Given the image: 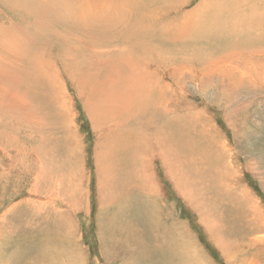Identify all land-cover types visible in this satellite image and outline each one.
Here are the masks:
<instances>
[{
    "label": "rangeland",
    "instance_id": "1",
    "mask_svg": "<svg viewBox=\"0 0 264 264\" xmlns=\"http://www.w3.org/2000/svg\"><path fill=\"white\" fill-rule=\"evenodd\" d=\"M122 1L0 0V264H264V0Z\"/></svg>",
    "mask_w": 264,
    "mask_h": 264
},
{
    "label": "crops",
    "instance_id": "2",
    "mask_svg": "<svg viewBox=\"0 0 264 264\" xmlns=\"http://www.w3.org/2000/svg\"><path fill=\"white\" fill-rule=\"evenodd\" d=\"M102 98H105L106 101H110L112 100L113 97H111V95L109 94V92H107V95L106 97H102ZM99 99V98H98ZM133 100V103L135 105H138L136 103V100L135 99H132ZM92 101V105L97 108H99L102 112V105L103 103L101 102V104L98 106L96 105V102L94 99H91ZM98 101H102V99H99ZM106 116L108 115L107 113L103 112ZM104 116L103 114H100L99 117H102L103 119L106 117ZM98 117V119H99ZM109 140H111V137H107L106 138V144L108 142H110ZM100 147L102 148V150H107L109 147L105 144H100ZM105 147V148H104ZM104 155H106L107 153L106 152H103ZM136 157V155H135ZM145 156H143L141 153H138V157H137V160L135 159V162L132 163L130 161V159L127 160V162H129L130 164V168H134L135 170V179H134V186L132 189H136V194L137 196H134V203H133V209H136V207H140L141 209L143 207H148V204H150L151 208L152 207H155L156 208V203H158V196L160 198H162V186L160 184V181L158 180V177L157 175L154 173V174H148L146 176L145 173H142L141 171L137 172V168L139 167L140 163L143 162ZM122 176V175H121ZM120 176V177H121ZM119 177V178H120ZM118 181L119 179H113L110 181V192L108 194V200H109V204L110 206H113V201L115 198L119 197V193H118V188L120 187V185H118ZM131 191L130 188H128L127 192L129 193ZM79 203H80V199L78 198L77 199V211H78V206H79ZM128 204V201H124L123 204H122V209H124ZM119 210V207L118 206H115L114 207V211L115 210ZM156 217H161V210H159L157 212V215Z\"/></svg>",
    "mask_w": 264,
    "mask_h": 264
},
{
    "label": "bare ground",
    "instance_id": "3",
    "mask_svg": "<svg viewBox=\"0 0 264 264\" xmlns=\"http://www.w3.org/2000/svg\"><path fill=\"white\" fill-rule=\"evenodd\" d=\"M114 1V0H113ZM120 1V0H119ZM124 1V0H123ZM122 1V2H123ZM116 2V1H115ZM121 2V3H122ZM130 2V1H129ZM119 3V2H118ZM121 3H119V4H121ZM117 4V3H116ZM118 4V5H119ZM17 5H19V4H17ZM110 5L112 6V4H111V1H110ZM113 5H114V3H113ZM122 5V4H121ZM50 6V4L48 5V7ZM113 7V6H112ZM136 8H139V9H142L143 10V14H144V12H146L147 11V9H148V7L146 6V4H143V5H137L136 6ZM123 10V9H122ZM60 11H61V9H60ZM60 11L59 10H54L53 11V13L52 14H49V15H57V14H60ZM135 11V10H134ZM133 11V12H134ZM26 13H29L28 12V10L27 11H25ZM135 12H137V10L135 11ZM118 14V13H117ZM120 15H121V13H120ZM37 17H40V15H37ZM37 17H32L31 19H29L28 20V22H29V25H28V23H26V25H25V28H24V30H23V34L22 35H20L18 38H24L25 40H28V41H30V39H32V38H34V37H37V35L38 34H42V32H44L46 29H47V27L48 26H50V24H48V23H46V22H43V23H40V26H37V22H31V21H34L35 19L37 20ZM262 20V19H261ZM258 21V20H257ZM139 23V22H138ZM31 24L33 25V28H30L31 27ZM254 25V24H253ZM256 27V26H255ZM15 28L17 29V28H19V26H15ZM18 30V29H17ZM91 35H93V38L95 39V36H96V34L95 33H93V34H91ZM75 36H77V35H75ZM97 37V36H96ZM108 37H112V38H114L115 39V36H113V35H109ZM16 38V37H15ZM98 38V37H97ZM118 38H119V40L120 39H124L125 38V35L123 34V33H120V35L118 36ZM135 38V37H134ZM133 38V39H134ZM42 38H40V39H38V40H41ZM95 41H96V39H95ZM108 42V39L107 40H105L104 42ZM40 43H41V41H40ZM126 43H129L130 44V41L129 40H126ZM147 44V43H146ZM131 47H132V49H134V50H137L138 48L141 50V49H143V47H144V45L143 44H140V41L138 40V41H135V42H132V44L130 45V47H127V51H128V55L126 56V58L128 59V56H130L129 54H130V49H131ZM130 58V57H129ZM124 64H125V62H124ZM144 98L145 97H135L134 99L135 100H137V101H139V104L141 105V103L142 104H145V103H143L144 102ZM109 150L107 151V154H110L111 153V149L110 148H108Z\"/></svg>",
    "mask_w": 264,
    "mask_h": 264
}]
</instances>
